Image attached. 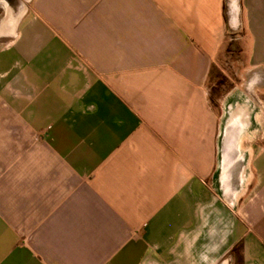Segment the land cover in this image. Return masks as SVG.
Returning a JSON list of instances; mask_svg holds the SVG:
<instances>
[{"label": "crops", "instance_id": "crops-1", "mask_svg": "<svg viewBox=\"0 0 264 264\" xmlns=\"http://www.w3.org/2000/svg\"><path fill=\"white\" fill-rule=\"evenodd\" d=\"M16 1L0 264H264V0ZM229 39L242 80L213 106Z\"/></svg>", "mask_w": 264, "mask_h": 264}, {"label": "rangeland", "instance_id": "rangeland-1", "mask_svg": "<svg viewBox=\"0 0 264 264\" xmlns=\"http://www.w3.org/2000/svg\"><path fill=\"white\" fill-rule=\"evenodd\" d=\"M6 6L0 2V27L6 18ZM0 39H13V37H1ZM8 41V40H6ZM241 42L237 39H229L223 46L215 62L214 70L207 84L209 97L213 106L219 104V100L227 91L232 90L242 80L243 62L240 56ZM261 136L264 142V103L260 104Z\"/></svg>", "mask_w": 264, "mask_h": 264}, {"label": "flooded vegetation", "instance_id": "flooded-vegetation-1", "mask_svg": "<svg viewBox=\"0 0 264 264\" xmlns=\"http://www.w3.org/2000/svg\"><path fill=\"white\" fill-rule=\"evenodd\" d=\"M3 1H4L5 5H6V13H7L6 17L7 16L13 17V16L19 14L18 11L21 8H25V6L23 5L22 2H19V1L17 2L16 0H13V2H11V3H7L5 0H0V2H3ZM14 2H15V5H13ZM8 33H9V27H6L5 25L0 27V35H5V34H8Z\"/></svg>", "mask_w": 264, "mask_h": 264}, {"label": "bare ground", "instance_id": "bare-ground-1", "mask_svg": "<svg viewBox=\"0 0 264 264\" xmlns=\"http://www.w3.org/2000/svg\"><path fill=\"white\" fill-rule=\"evenodd\" d=\"M6 2L7 3H11V0H6ZM24 11H25V8H21L18 11L19 14L15 15L13 17H11V16H7L6 17V19L4 21V25L6 27H9V33H8L9 36H13L14 35L15 29H16V26H17V23H18L19 19L23 16Z\"/></svg>", "mask_w": 264, "mask_h": 264}, {"label": "trees", "instance_id": "trees-1", "mask_svg": "<svg viewBox=\"0 0 264 264\" xmlns=\"http://www.w3.org/2000/svg\"><path fill=\"white\" fill-rule=\"evenodd\" d=\"M236 255H238V252H239V246H237L234 251H233Z\"/></svg>", "mask_w": 264, "mask_h": 264}]
</instances>
